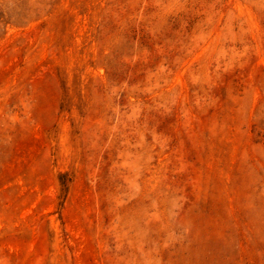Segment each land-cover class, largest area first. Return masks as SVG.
<instances>
[{
	"label": "rangeland",
	"instance_id": "obj_1",
	"mask_svg": "<svg viewBox=\"0 0 264 264\" xmlns=\"http://www.w3.org/2000/svg\"><path fill=\"white\" fill-rule=\"evenodd\" d=\"M0 264H264V0H0Z\"/></svg>",
	"mask_w": 264,
	"mask_h": 264
}]
</instances>
